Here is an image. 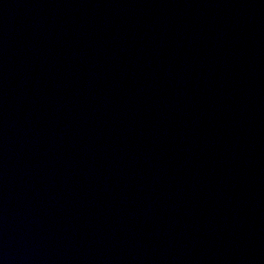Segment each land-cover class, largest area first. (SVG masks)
Wrapping results in <instances>:
<instances>
[{"label":"water","instance_id":"1","mask_svg":"<svg viewBox=\"0 0 264 264\" xmlns=\"http://www.w3.org/2000/svg\"><path fill=\"white\" fill-rule=\"evenodd\" d=\"M0 264H264V0H0Z\"/></svg>","mask_w":264,"mask_h":264}]
</instances>
